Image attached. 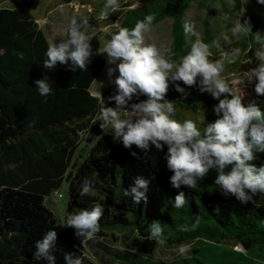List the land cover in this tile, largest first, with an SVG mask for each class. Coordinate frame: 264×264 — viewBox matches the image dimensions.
Wrapping results in <instances>:
<instances>
[{"label":"trees","instance_id":"16d2710c","mask_svg":"<svg viewBox=\"0 0 264 264\" xmlns=\"http://www.w3.org/2000/svg\"><path fill=\"white\" fill-rule=\"evenodd\" d=\"M218 1L223 0H123V7L110 18L112 21L118 16L119 23L108 37L120 27H133L148 14L154 17L152 25L172 17L173 42L169 49L175 53L174 58H179L190 50L184 30L188 7L197 2L210 11ZM246 8L258 45L255 32L264 35V4L248 0ZM38 19L33 9L0 6V264H47L44 259L36 260L33 253L35 241L51 228L57 232L56 264H65L64 253L68 251L80 256L82 264H147L158 245V240L148 239V226L154 220L164 225V241L170 247L189 243L197 236L245 248L264 245V194L257 193L253 201L245 203L232 194L224 195L214 183V168L205 173L195 189L173 187L166 145L163 149L150 146L146 154L134 144L125 147L110 128L99 126L101 100L92 94L91 87L107 63L101 35L96 33L89 39L92 55L86 69L73 71L59 62L49 69L43 59L50 40ZM205 30L212 42L209 23ZM66 37L67 31L63 39ZM246 45L244 39L235 43L238 48ZM21 52L22 58L18 55ZM45 76L53 88L46 98L35 85V80ZM255 82L227 83L234 94L241 95L242 104H255L264 110V95L255 92ZM175 83L185 92H177L169 83L165 97L175 104L172 118L182 122L201 114L204 119L198 123L202 128L217 118V98L201 92L195 84ZM104 106H115V102ZM82 145L87 148L84 154L79 153L85 150ZM257 155L259 159L253 163H264V152ZM138 175L151 181L146 202L141 199L137 203L132 195L125 197L122 193V188L130 189ZM84 178L92 181V187L81 195ZM65 181L69 193L66 220L71 211L96 202L104 205L99 232L94 238H84L94 258L82 250L83 237L76 236L75 229L55 212L51 196ZM180 191L187 199L183 208L165 202L166 198L174 200ZM181 221L198 223L194 229L180 232ZM196 264L201 263L196 260Z\"/></svg>","mask_w":264,"mask_h":264},{"label":"clouds","instance_id":"9594fccd","mask_svg":"<svg viewBox=\"0 0 264 264\" xmlns=\"http://www.w3.org/2000/svg\"><path fill=\"white\" fill-rule=\"evenodd\" d=\"M257 3L264 4V0H257ZM104 7L117 11L122 7V0H105ZM101 15H107V12L102 11ZM153 19V15L148 14L131 28L120 27L103 45L108 65H115V69L107 68V74L111 77L116 70L119 74L113 81L116 86L114 95L107 97L115 102V106L106 107L101 100L100 128H110L125 147L134 144L146 154L150 146L163 149L166 145L167 168L172 172L169 179L175 188L181 185L197 188L199 180L214 168L217 172L214 183L224 195L232 194L241 203L253 201L255 194H264V163H253L259 159L257 153L264 152V110L255 104H242L241 95L234 94L221 75L223 59H210L213 53L210 44L204 40H195L190 50L179 58H174L175 53L168 48L146 43L144 33L149 30ZM86 23L74 15L70 17L67 37L50 43L44 53L46 68H54L57 62L67 64L73 71L87 68L92 47L84 30ZM184 30L194 31V25L186 22ZM230 31L246 34L252 31L251 24L247 18L241 22L236 17ZM255 33L258 46L254 48V56L259 63L244 71V75L249 82L255 80V92L264 95V35ZM224 40L228 41L229 37L225 35ZM240 54L238 47L232 49L233 58ZM18 55L23 57L22 52ZM220 55L223 57L225 53L221 51ZM176 81L189 86L195 84L201 92H208L218 99L214 105L217 118L202 130L198 127V121L204 119L201 114L195 121L184 119L181 122L172 118L175 104L165 97L169 83L174 84L177 92H185ZM35 85L42 97L46 98L53 91L46 76L35 80ZM142 94L146 99H139ZM134 97L137 102L129 104ZM150 183L149 178L138 175L130 189L122 188L123 196L132 195L137 203L141 199L146 202ZM91 187L92 181L84 178L81 195L87 194ZM186 201L184 191H180L174 200L166 198L165 202L180 209ZM103 214L104 205L96 202L91 207L69 212L66 225L75 229L76 236L91 239L100 230L99 220ZM197 223L181 225L180 230L190 231ZM148 239H165L161 222H151ZM56 246L57 232L51 228L35 241L33 256L36 260L44 259L47 264H56ZM190 249V243L181 242L176 246L181 255ZM64 261L65 264H82V258L70 251L64 253Z\"/></svg>","mask_w":264,"mask_h":264},{"label":"rangeland","instance_id":"374dc122","mask_svg":"<svg viewBox=\"0 0 264 264\" xmlns=\"http://www.w3.org/2000/svg\"><path fill=\"white\" fill-rule=\"evenodd\" d=\"M246 1L248 0L218 1L210 11H206L197 2H194L188 7L185 16V23L194 25V31H189L187 34L189 47L191 48L192 43L198 39L209 43L213 53L210 59H223L224 71L221 75L226 82L233 84H248L249 81H247L244 71L256 67L259 63L254 56V48L258 45L255 44L253 37L252 22L249 21L252 31L246 34H233L230 31L236 17L241 22L246 19ZM104 5L105 0H0V6L33 9L39 17L38 23L46 30L50 43L63 39L71 16H82L87 21L85 32L88 34L89 39L96 33L101 35L102 52L103 45L109 40L108 33L119 23L118 16H114L110 21L115 11L105 9ZM123 5L122 0V7ZM102 11H106L107 15L102 16ZM206 23L210 24L213 34L212 42L209 41L208 33L205 30ZM225 35L229 37L228 41L224 40ZM144 37L146 43L155 44L161 49H169L173 42V18L169 17L156 25H151L149 30L144 33ZM242 39L247 45L245 48L239 47L241 54L233 58L231 55L232 49L237 48L235 43ZM216 45H219V47ZM221 51L225 53L223 57L220 55ZM103 54L107 61L106 53L103 52ZM109 66L115 69L114 64L108 65L106 63L105 69L91 87L92 94L103 100L104 105H108L110 102L107 97L115 93L116 86L113 81L115 76L119 74L116 70L109 77L107 74ZM144 96L142 94L139 98H144ZM134 102L133 99L129 104ZM197 119L196 117L193 118L194 121ZM198 127L201 130L203 129L199 123ZM82 149L85 150H80L79 153L84 154L87 148L82 145ZM59 193L62 194V197H59ZM51 199L55 204L57 216L62 222H65L69 202L68 183L66 181L60 190L51 196ZM181 225H185V223L183 221L179 222V229ZM189 243L191 244L190 251L181 255L176 251V246L170 247L164 240H158L157 248L152 254L151 260H147V264H154L153 262L157 264L159 262L184 264L182 262L184 259L190 261L187 264H196V260L201 264H264V245L262 244L245 248L241 244L234 245L230 241L214 242L203 236H197ZM81 246L86 255L94 258L84 238L81 239Z\"/></svg>","mask_w":264,"mask_h":264},{"label":"built area","instance_id":"2783aa9c","mask_svg":"<svg viewBox=\"0 0 264 264\" xmlns=\"http://www.w3.org/2000/svg\"><path fill=\"white\" fill-rule=\"evenodd\" d=\"M59 197H61V194L59 195Z\"/></svg>","mask_w":264,"mask_h":264}]
</instances>
